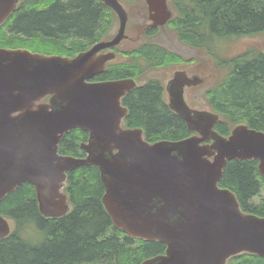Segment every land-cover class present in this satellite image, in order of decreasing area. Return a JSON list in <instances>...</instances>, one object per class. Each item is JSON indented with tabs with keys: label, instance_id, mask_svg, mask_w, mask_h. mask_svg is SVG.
Segmentation results:
<instances>
[{
	"label": "water",
	"instance_id": "water-1",
	"mask_svg": "<svg viewBox=\"0 0 264 264\" xmlns=\"http://www.w3.org/2000/svg\"><path fill=\"white\" fill-rule=\"evenodd\" d=\"M20 1L0 0V26ZM101 1L116 13L118 30L75 56L0 46V202L31 183L41 214L60 218L71 211L68 172L96 165L113 225L132 238L166 246L142 264H233L242 254L264 258V217L245 212L237 195L219 185L232 159L258 160L264 177V131L240 123L220 134L215 126L221 115L190 107L184 96L186 87L204 80L181 70L166 86L168 106L192 134L149 142L142 128L126 127L123 98L136 80H91L127 38V8L120 0ZM147 3L153 26L172 17L167 0ZM72 129L88 132L80 144L85 156L59 152ZM13 228L0 214V239Z\"/></svg>",
	"mask_w": 264,
	"mask_h": 264
},
{
	"label": "trees",
	"instance_id": "trees-1",
	"mask_svg": "<svg viewBox=\"0 0 264 264\" xmlns=\"http://www.w3.org/2000/svg\"><path fill=\"white\" fill-rule=\"evenodd\" d=\"M171 5L176 15L170 27L180 41L205 49L218 68L226 70L206 91L208 105L222 116L215 129L228 135L234 126L245 123L264 131V51L252 45L225 58L214 46L217 39L264 33V0H171ZM115 19V12L101 0H23L0 27V46L75 56L107 37ZM146 31L148 37L158 32ZM122 52L128 61L109 63L93 80L143 78L148 70L185 61L149 41ZM146 80L123 99L129 109L126 126L142 128L149 142L190 136L184 119L168 106L161 79ZM87 139V131L72 129L59 151L85 156L80 144ZM258 164L256 159L230 160L219 185L237 195L245 212L264 217V177ZM66 192L72 209L60 218L41 214L31 183L20 185L0 202V214L14 224L13 232L0 239V264H142L165 252V244L132 238L113 225L102 202L105 187L96 165L68 172ZM231 262L264 264V258L242 254Z\"/></svg>",
	"mask_w": 264,
	"mask_h": 264
},
{
	"label": "rangeland",
	"instance_id": "rangeland-1",
	"mask_svg": "<svg viewBox=\"0 0 264 264\" xmlns=\"http://www.w3.org/2000/svg\"><path fill=\"white\" fill-rule=\"evenodd\" d=\"M123 3L128 7L129 11V21L126 33L133 38L135 37V39L132 42L131 37H129L127 41L117 47L119 56L117 57L116 62L124 60L128 61L129 59L127 56L125 58L122 51H130L139 43L149 41L165 46L168 50L182 57L185 61L163 68H153L148 70L143 74L144 76L142 75L143 78H136L137 82L143 84L149 77L159 78L165 86L172 74L177 70H186L189 74L197 73L206 78V80L200 85L188 88L185 92V98L193 108L210 111L212 108L208 105L206 91L225 75L226 70L218 68L214 58L205 49H197L180 41L170 25L164 26L159 29L156 34L148 37L147 31L144 32V27L149 23L146 0H134L132 2L123 1ZM117 19L116 15L114 25L110 30L109 35H113L116 32L118 28ZM136 41H138L137 44L134 43ZM252 45L257 46L264 51V33L254 36L233 37L225 40L217 39L214 43L217 53L225 58H231L232 56L241 54ZM164 96L165 100L168 101L169 96L166 90ZM262 196H264V191ZM259 200L260 199H256V202H259ZM28 234L29 233L27 232H23L25 237H29Z\"/></svg>",
	"mask_w": 264,
	"mask_h": 264
},
{
	"label": "flooded vegetation",
	"instance_id": "flooded-vegetation-1",
	"mask_svg": "<svg viewBox=\"0 0 264 264\" xmlns=\"http://www.w3.org/2000/svg\"><path fill=\"white\" fill-rule=\"evenodd\" d=\"M148 19H149V16H148ZM147 25H149V24H147ZM147 25H146V26H147ZM146 26H145L144 28H146ZM128 37H131V36L128 35ZM131 38H132L133 40L135 39V37H134V38L131 37ZM136 38H137V36H136ZM136 42H137V41H136ZM184 71H186V70H184ZM175 72H176V71H175ZM175 72H174V73H175ZM186 72H187V71H186ZM174 73H173V74H174ZM173 74H172V75H173ZM171 77H172V76H171ZM169 80H170V78H169Z\"/></svg>",
	"mask_w": 264,
	"mask_h": 264
}]
</instances>
